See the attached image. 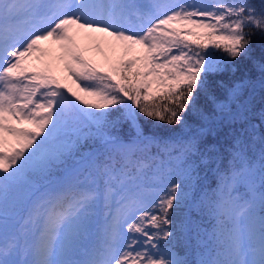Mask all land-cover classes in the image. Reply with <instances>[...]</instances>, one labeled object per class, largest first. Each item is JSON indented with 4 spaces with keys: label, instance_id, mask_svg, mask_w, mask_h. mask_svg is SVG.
I'll return each instance as SVG.
<instances>
[{
    "label": "snow or ice",
    "instance_id": "obj_1",
    "mask_svg": "<svg viewBox=\"0 0 264 264\" xmlns=\"http://www.w3.org/2000/svg\"><path fill=\"white\" fill-rule=\"evenodd\" d=\"M256 34L264 0H0V264H264V108L232 133L216 187L194 182L199 164L223 163L215 144L201 150L216 120L198 95L247 119L240 96L264 92V63L222 102L210 77L235 72ZM153 146L170 163L149 176L137 154ZM182 206L215 221L195 259Z\"/></svg>",
    "mask_w": 264,
    "mask_h": 264
},
{
    "label": "trees",
    "instance_id": "obj_2",
    "mask_svg": "<svg viewBox=\"0 0 264 264\" xmlns=\"http://www.w3.org/2000/svg\"><path fill=\"white\" fill-rule=\"evenodd\" d=\"M252 45L250 48V57L249 58H240L235 62V72H225L219 74L215 77H210V92L212 96L218 99L220 96H223L227 89L232 87L235 83L243 81V80H252L256 81L260 78V72L256 64L254 63H264V37H261L259 34H256L252 37ZM88 56L92 57L96 61H101V57L91 52L87 53ZM223 81L224 87H219L215 82ZM68 85L74 89L72 84L67 81ZM264 92H261L259 88H257L255 94H251L249 89H244L242 95L240 96V103L243 104L245 101H249L248 110L243 111L242 109H238L237 104H234L230 108V112L232 114L237 113L238 111H243V115L247 118L244 120H236L232 121L231 116L228 112L223 114L217 112L214 108V105L210 99H208L203 93H200L197 98V107L203 110L205 113L213 116L216 120L215 131L213 133H209L204 141L201 143V150H203L206 145L215 144L218 149V155L220 157V161L223 163L209 164L207 166L203 164H199L197 167V192L199 191H208L214 189L215 182L217 180L215 169L218 166H226L228 161V146L232 142V133L240 134L241 130L246 128L248 124H260V119L258 113L262 108H264ZM185 119L187 122H198L197 124H192L191 127H195L201 123L198 119V115L193 114L191 112L185 115ZM141 123L147 129L152 124H161L159 128L155 129V132L160 136H169V135H180L182 130L180 126H169L167 124H162L159 121L147 120L145 122L144 118L141 117ZM258 134L264 135V125L257 130ZM245 139L247 140V133L244 134ZM260 148V144L257 141L253 145V152H258ZM251 155V154H250ZM159 155L157 154V149L155 146L150 148L142 157L145 158H157ZM198 159V158H197ZM178 214H184V216H178ZM177 216L179 220L177 222H184L188 229H191L190 239L188 244V258L195 259L196 255L194 249L196 248L197 237L196 233L199 231L200 236L204 237L206 234L211 232H206V230L212 231L213 222L212 215L208 216V209H196L190 206L181 207L180 210L177 211ZM180 251L183 253L185 250L182 248Z\"/></svg>",
    "mask_w": 264,
    "mask_h": 264
},
{
    "label": "rangeland",
    "instance_id": "obj_3",
    "mask_svg": "<svg viewBox=\"0 0 264 264\" xmlns=\"http://www.w3.org/2000/svg\"><path fill=\"white\" fill-rule=\"evenodd\" d=\"M91 52H89V54H90ZM69 82L72 84V82L69 80ZM72 86L74 87V89H75V85L74 84H72ZM225 97H226V93L223 95V96H220L218 99H216V101L217 102H222V101H224L225 100ZM234 104H236V103H232L231 105H230V108L234 105ZM198 119H199V116H198ZM200 120V119H199ZM198 122H194V121H189L188 122V124H189V126H191L192 124H197ZM254 149H253V145L249 148V154H252L251 152L253 151ZM195 183H197V180L196 181H194ZM197 185V184H196ZM182 207H187V206H182ZM178 216H184V214H178Z\"/></svg>",
    "mask_w": 264,
    "mask_h": 264
}]
</instances>
